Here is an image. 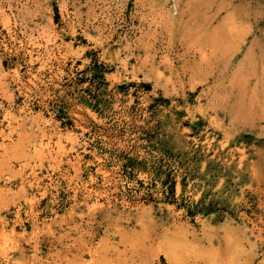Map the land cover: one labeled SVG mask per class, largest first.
Segmentation results:
<instances>
[{
    "label": "rangeland",
    "instance_id": "1",
    "mask_svg": "<svg viewBox=\"0 0 264 264\" xmlns=\"http://www.w3.org/2000/svg\"><path fill=\"white\" fill-rule=\"evenodd\" d=\"M0 264H264V0H0Z\"/></svg>",
    "mask_w": 264,
    "mask_h": 264
},
{
    "label": "bare ground",
    "instance_id": "2",
    "mask_svg": "<svg viewBox=\"0 0 264 264\" xmlns=\"http://www.w3.org/2000/svg\"><path fill=\"white\" fill-rule=\"evenodd\" d=\"M243 86V85H242ZM236 91V90H235ZM248 100V99H247ZM238 101H240V100H238ZM244 109V108H243Z\"/></svg>",
    "mask_w": 264,
    "mask_h": 264
}]
</instances>
